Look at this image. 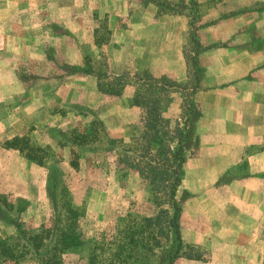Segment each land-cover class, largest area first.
I'll use <instances>...</instances> for the list:
<instances>
[{"label": "rangeland", "instance_id": "rangeland-1", "mask_svg": "<svg viewBox=\"0 0 264 264\" xmlns=\"http://www.w3.org/2000/svg\"><path fill=\"white\" fill-rule=\"evenodd\" d=\"M167 1L174 8L177 0ZM195 1L205 52L229 57L238 68L246 51L264 60V0ZM191 20L188 12L161 14L142 0H0V254L27 251L31 235L43 238L44 253L57 245L47 233L58 229L77 240L57 245V263L89 264L95 254L112 263L127 225L167 208L164 194L154 201L149 179L131 167L146 168L154 153L142 135V111L132 104L134 87L124 81L112 98L100 92L96 75L146 70L186 85L176 72L192 54ZM184 93L170 92L164 118L181 117ZM14 137L27 138L32 160L7 148ZM211 194L180 184L185 246L172 264H261L258 249L218 240L219 202ZM157 238L159 246L134 252L130 264H159L172 244Z\"/></svg>", "mask_w": 264, "mask_h": 264}, {"label": "crops", "instance_id": "crops-1", "mask_svg": "<svg viewBox=\"0 0 264 264\" xmlns=\"http://www.w3.org/2000/svg\"><path fill=\"white\" fill-rule=\"evenodd\" d=\"M217 55L203 51L198 58L197 147L183 166L181 186L215 194L218 240L258 249L264 264V60L246 51L238 68ZM176 75L187 79L185 63ZM231 172L244 173L228 178Z\"/></svg>", "mask_w": 264, "mask_h": 264}, {"label": "trees", "instance_id": "trees-1", "mask_svg": "<svg viewBox=\"0 0 264 264\" xmlns=\"http://www.w3.org/2000/svg\"><path fill=\"white\" fill-rule=\"evenodd\" d=\"M142 2L157 6L161 14L178 13L183 15L188 12L190 18H192L188 32V42L192 47V54L188 59L189 63L186 62V76L189 83L186 82V85H181L169 77L162 76L157 78L146 70L136 71L131 75L125 72L116 77L96 76L100 83V92L112 98L121 95L123 86L119 87L120 83V85H123L125 81L124 85L130 83L134 87L132 104L142 111L141 117L145 128L142 135L146 140L148 138V144L154 149V153L151 156V164L146 168L130 165L141 177L149 179L150 193L154 201L159 199L157 195L164 194L167 208H159L154 217L144 218L138 224L127 225L119 250L112 256L114 260L112 263H106L100 255L95 254L89 260V264H130L129 260L132 259L134 252L145 250L149 243L152 245L147 249L151 251L154 247L159 246L160 240L157 237H165L166 240L170 239L172 244V249L167 252V255L159 264H172L185 246L178 224L182 206L177 199V191L182 181L183 166L186 159L189 155L194 154V149L197 147V138L192 125L198 120L199 113L198 107L193 100V95L199 87L200 80L198 58L204 51L196 34L197 27H195V22L199 19L198 5L195 0H177L174 3V8L167 0H142ZM190 82H192V86ZM179 88L185 92L182 101L184 103L182 115L172 122L164 118L163 115L171 104L170 92ZM164 128L168 130L165 138L161 135ZM26 139L14 137L6 142L7 148L15 149L23 153L26 159L32 160L30 149L33 147L29 146ZM24 141L28 150H24L25 148L22 146ZM125 157L128 158L129 156ZM37 163L42 164L43 162L38 161ZM128 163V160L125 159V164L128 165ZM67 213L75 215L73 210H67ZM162 229L164 230L161 233ZM167 230L170 232V236ZM50 236L56 238L52 244L60 245L63 248H68L70 243L77 240L73 232L65 235L59 233L58 229L52 233L48 232L46 237ZM27 238V243L24 245L27 251H22L17 255V251L11 248L12 251L0 254V260L2 259L0 264H16L24 255L29 256L26 264L35 260L38 264H61L54 259V250L57 245H53L49 249L46 248V250H43L44 253H42L40 247L43 238L36 235H31ZM42 246H44L43 242ZM123 255H127V257L122 261L120 259ZM30 264H33V262Z\"/></svg>", "mask_w": 264, "mask_h": 264}]
</instances>
